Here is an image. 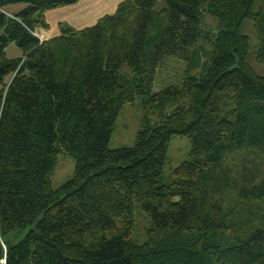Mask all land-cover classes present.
<instances>
[{"label": "trees", "instance_id": "obj_1", "mask_svg": "<svg viewBox=\"0 0 264 264\" xmlns=\"http://www.w3.org/2000/svg\"><path fill=\"white\" fill-rule=\"evenodd\" d=\"M80 1L0 0V264H264V75L241 28L253 21L264 64V0H123L41 41L45 13ZM204 11L218 29L204 70L154 91L168 59L196 58ZM137 97L171 111L111 149ZM174 135L193 159L164 183ZM61 152L76 165L54 189Z\"/></svg>", "mask_w": 264, "mask_h": 264}, {"label": "rangeland", "instance_id": "obj_2", "mask_svg": "<svg viewBox=\"0 0 264 264\" xmlns=\"http://www.w3.org/2000/svg\"><path fill=\"white\" fill-rule=\"evenodd\" d=\"M20 6L25 7L23 4H16L6 7L5 10L10 13L18 12ZM206 7L207 5L204 6V9ZM257 8L258 5H256L255 9L257 10ZM241 28L242 32L250 38L248 60L258 74L264 75V64L256 61L258 41L254 32L253 21L251 19H245L242 22ZM217 32V20L207 11H204L201 18V37L198 41L196 58H194L192 64L174 58L168 59L158 69L154 91L159 92L170 85L180 86L186 75H200L204 70L203 67L206 61L205 50L212 48V41L215 39ZM6 51L9 58H17L22 54L21 49L14 43H10ZM177 103L178 105L180 104L178 101ZM170 107V105L162 107L148 104L146 97H137L133 102L124 105L115 122L110 148L132 147L138 131L146 124H159L163 116L171 111ZM192 159L190 139L183 135L172 136L162 181L164 183L170 182L174 168L180 163ZM75 165L76 159L71 154L61 152L58 155V163L51 178V184L54 189L59 188L72 178ZM134 216L135 239L139 243H142L145 240V228L148 225L147 220L137 207L134 208ZM19 237H21V233L15 235V238L18 239Z\"/></svg>", "mask_w": 264, "mask_h": 264}, {"label": "crops", "instance_id": "obj_3", "mask_svg": "<svg viewBox=\"0 0 264 264\" xmlns=\"http://www.w3.org/2000/svg\"><path fill=\"white\" fill-rule=\"evenodd\" d=\"M121 1L123 0H82L74 5L48 11L45 19L49 28H37L35 34L44 41L59 35L63 27L82 29L92 26L104 15L113 14ZM22 8L20 6L18 10Z\"/></svg>", "mask_w": 264, "mask_h": 264}]
</instances>
